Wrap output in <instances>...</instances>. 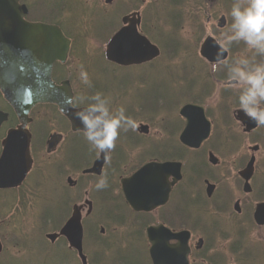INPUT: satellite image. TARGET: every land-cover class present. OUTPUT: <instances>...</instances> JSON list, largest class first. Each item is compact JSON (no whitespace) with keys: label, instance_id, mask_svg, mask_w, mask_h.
I'll list each match as a JSON object with an SVG mask.
<instances>
[{"label":"flooded vegetation","instance_id":"flooded-vegetation-1","mask_svg":"<svg viewBox=\"0 0 264 264\" xmlns=\"http://www.w3.org/2000/svg\"><path fill=\"white\" fill-rule=\"evenodd\" d=\"M141 1L144 4L143 6L146 5V11H141L140 29L143 34L148 36L150 1ZM63 2L64 9L70 8L71 12L74 11L73 0H64ZM90 7L99 8L101 6L96 4ZM108 7L106 6L105 10H108ZM180 16L189 17L190 15L180 14ZM215 17L211 14L208 16L207 21L215 19ZM220 17L216 19L218 20ZM59 22L55 24L60 26L71 40V48L65 62L57 61L54 64V80L57 84H62L66 80L70 81L74 91L73 106L75 108H86L93 102L92 100H80L81 94H85L90 89L91 97L97 93L102 94V97L108 99L110 110L115 112L119 109V106L112 86L109 84L99 86L97 82L94 84V74L92 72L98 70L95 67L96 58L93 55L100 54L102 59L105 57L103 61L111 69L120 67L109 61L105 53L101 51H95L94 54L90 53L84 45L86 37H78L81 39L77 40L73 36L72 28L68 30V33L65 30L66 23ZM83 49L87 51V54H90L88 58L83 57ZM185 55L179 73L174 69L168 70L162 52L159 57L153 60L125 68L137 71V73L131 74L126 82L128 86L145 87L148 103L140 102L124 108L125 115L131 117L138 127L135 130L131 128L127 131L120 130L115 141V147L109 150L108 158L104 162L100 173L90 172L89 169L94 167L105 150L100 151L91 145L85 137L84 130H74L70 120L62 115L56 105H53L54 108L50 107L48 103L35 105L29 112V122L26 126L30 136L32 168L20 186L0 189V192L7 194L5 199H8V197L14 199L17 195L13 192L27 189V184H30V189L36 187L38 190L39 188L40 198L43 196L41 199H56L55 193L60 194L63 192L66 194L64 199H80L79 202L73 204L72 208L66 206V209L71 211L67 220L71 217L74 206H81L83 227L89 231L90 235L103 238V235L107 233V228L101 220L104 216L111 219L114 226L115 223L117 224L116 232L127 231L129 228L135 229L137 233H128V235L142 239V248L139 250L141 254H134L132 259L126 260L122 257L123 254L118 253L110 261V264H153L150 256L151 244L147 233L150 227L157 228L159 226L167 228L172 233L190 232L189 264H197V261L200 264H221L213 260L212 252L223 242L233 243L231 244L233 250L238 246L234 242L249 240L251 246L259 244L263 249L264 223L256 220L255 212L259 204H264V195H262L264 185L257 183L258 176L264 174V163L259 159V153L263 149V143L259 139L264 138V125L257 123L251 131H245L244 125L234 116L233 112L235 120L233 125L237 131L231 132L232 125L229 127V122H226L228 131L219 132L214 139L215 121L213 117L211 118L208 115L212 122V131L202 145L195 148L182 142L181 135L186 128L187 119L181 114V109L188 104L199 105L198 102L204 101V99L198 97L196 85L198 77L194 74L197 63L190 62L194 57L199 61L200 56L198 54L190 55L188 52ZM162 59L165 62L164 65L161 62ZM211 65L212 67L217 66L216 64ZM159 67L164 69V74H155ZM122 68L124 69V67ZM72 69H76L77 72L82 70L87 73L90 72V75L93 76V79L90 77L87 84L82 79L79 81L81 94L77 91L76 83L72 79ZM172 71H175V73ZM98 72L105 74L108 73V69L101 68ZM166 81H170L173 86L181 85L178 88L176 87L180 97L183 98L177 106L180 124L177 132L167 121L169 116H167L166 111L168 102L165 96L167 92ZM89 84L90 86H88ZM204 96L209 97L210 95L205 94ZM158 109H161V112H158ZM147 110H149L148 114ZM0 111L8 114L7 120L0 124V156H2L6 149L5 142L9 132L20 128L22 124L19 116L5 99L1 90ZM50 115L53 117L51 122L55 125V128L52 127L51 129L52 131H50ZM234 122L231 121V123ZM144 126L148 127L147 131L143 129ZM55 133L61 134V141L55 143L52 152H50V137ZM246 138L255 139L253 145L246 147ZM254 145L258 146L256 152L252 150ZM246 150L248 151L247 154ZM211 154L216 156L217 163L211 162ZM52 157L54 158L52 159ZM253 157L255 158L254 172L248 180L242 172ZM151 162L158 164L166 162L179 163L181 177L177 178L176 166L170 172L164 171L161 178L165 179V183L170 184L167 201L151 210H136L127 200L128 197L123 189V180L133 177L142 167ZM56 165H58V169ZM50 166L57 170L58 183L57 188L52 191L53 195L44 197L41 187L50 185ZM232 172L238 186L235 195L234 192L229 191L227 186H223V182L229 180ZM33 175H36V180L38 179L37 185L31 184ZM104 177L108 180V186L98 190L95 186ZM247 182L252 187L251 191L245 190ZM212 185L215 189L210 196L208 188H212ZM255 190L257 191V198L250 199ZM99 199L104 200L100 206L98 205ZM98 210H100L101 216L96 218ZM95 229L97 234H94ZM59 231L51 233H58ZM254 235L256 238L253 237ZM45 238L48 239L47 234ZM0 240L3 243L1 257L6 253V245L1 236ZM59 241L63 242L61 249H50V252L53 253L59 250V255L54 254L46 264H84L80 252L70 246L65 236L58 235L54 241L50 240V244L53 246ZM251 241H254V244ZM171 243L176 244L178 240L172 239ZM101 247L94 251L87 249L85 230L83 252L87 257L88 264H105L111 259L110 257L104 259ZM245 248L250 256L252 247L245 246ZM100 249L101 251H99ZM61 250L65 251L66 254L60 253ZM111 251L115 253L117 249L114 247ZM127 251L132 250L128 249ZM239 255L241 258L240 249ZM5 257L12 256L7 255ZM240 258L237 257V260L239 261ZM227 264L233 263L228 262Z\"/></svg>","mask_w":264,"mask_h":264},{"label":"rangeland","instance_id":"rangeland-1","mask_svg":"<svg viewBox=\"0 0 264 264\" xmlns=\"http://www.w3.org/2000/svg\"><path fill=\"white\" fill-rule=\"evenodd\" d=\"M47 1L49 2L50 0ZM73 1L74 11L71 12L70 8L64 9L60 11V14H55V19L66 23L65 30L68 33V30L72 28V32L74 33L73 36L76 37L77 40L81 39L78 37H86L84 45L90 53L94 54L95 51L99 52L101 50L104 52L107 40L120 27L119 23L121 22V17L126 11L120 14L118 19H116L117 15L121 10H124L122 8L123 5L127 7V3L131 5L132 2L130 0H122V3H119L116 6L117 0H113L111 4H106L105 0ZM182 1L183 0H160L152 5L150 31L154 35L150 36L153 40L163 44L164 52L162 53L168 70L174 69L179 73L186 52L190 55L198 54L200 56L199 61L194 57L190 62L197 63L194 72L198 77L196 85L198 90L204 89V91H206L203 94L201 93L202 91H198V97L204 99V101H202L204 103H200L205 105L206 108H209L212 113L211 115L215 121V139L219 132L228 131V128H226V122H229V127L232 125V129H230L231 132L237 131L233 125L235 122L231 123L229 116L233 119V110L240 107L237 99L243 90V86L234 87L232 84H229L231 83L228 79L230 75L229 68L239 59H248L252 63H264V55L257 53L254 49H249L243 41H234L227 48L229 51V58L221 63V65L215 67L214 70L211 63L204 60L200 55L199 49L201 41H203L207 35H213L222 45H224L225 34H230V26L232 23L230 13L236 0H191L196 6V9L200 6H204L202 11L196 15L195 10H192L189 17L187 16L186 19L177 20L175 18V5ZM26 2L29 6L30 4H33L32 8H34V12L30 15L31 19L50 21L48 20L50 19V10L47 6L45 8V6L38 4L40 1L36 4L34 3V0H26ZM123 2L125 4H123ZM241 3L246 6V0H241ZM96 4L101 7H88L91 5L95 6ZM106 6H112L107 8L110 9L107 11L110 14V19L107 23L105 21L106 19L104 20V18H107L104 16L107 13L105 10ZM179 7L186 8L187 6L180 4ZM102 9L106 13L102 12ZM160 9L162 10V13L159 11ZM211 14L216 16L215 19L213 18L212 20L207 21V17ZM222 14L227 15V26L225 28H219L217 26L219 19L217 20L216 18L220 17ZM52 15H54V13H52ZM87 15L90 16V19L92 20L93 25L91 27L88 26L89 23L85 22V19L88 18L86 17ZM75 21H77V24L73 25V22ZM78 27H81V29H87V27H89L88 33H83V35L82 32H79L81 30ZM233 44H238V47L232 48ZM82 53L85 58H88L90 55L89 53L87 54L85 49L82 50ZM93 56L96 58L95 67L98 71L101 68L108 69V73L105 74L98 71L92 72V74H94V84L97 82V85L99 86L102 84L111 85L116 95V99L118 100L117 103L119 108H127L129 105H135L140 102L148 103L145 87L140 88L132 85L128 86V83L126 82V79L130 77L131 74L137 73V71L125 68L111 69L109 65L105 64L100 54ZM161 62L163 65L165 64L163 59ZM72 71V79L76 83L77 91L80 93L81 86L79 85V81L81 80V71L77 72L76 69H72ZM175 71L172 72L175 73ZM164 72V69L159 67L157 71H155V74L161 75L164 74ZM87 74L89 80L90 77L93 79L90 72ZM224 77L227 78L224 79ZM205 83L208 85L203 86ZM88 86H90V84ZM180 86L181 85L173 86L170 81H166L167 92L165 93V96L168 100L166 111L167 116H169L167 121L173 126L175 132H177L180 127L177 106L183 98L180 97V94L176 89V87L178 88ZM205 94H209L210 96L205 97ZM91 95L92 93L89 89L85 94H81L80 100H91ZM223 96H226V98L224 99ZM148 111L149 110H147V114ZM158 112H161V109H158ZM223 115L225 118H223ZM52 120L53 117L50 115V131H52V127L55 128V125L51 122ZM259 141L263 143V149L259 153V159L264 163V138L259 139ZM254 142L255 139L246 138V147L253 145ZM208 145L210 146V144ZM247 153L248 151L246 150V154ZM53 158L54 157H52V159ZM56 166L58 169V165ZM50 167V185L41 187L44 197H51L53 195V189L57 188V170L52 166ZM233 174L234 173L232 172V176L229 180L223 182V186H227L229 191L234 192L235 195L238 186ZM60 176L63 178L62 175ZM258 179L257 183L264 185V174L259 175ZM37 182L38 179L36 180V175H33L31 177V184L37 185ZM30 186V184H27V189L13 192L17 195L15 198L19 197L20 199H11V197L5 199L7 198V194L5 192H0V217L5 221L4 225L0 228V236L7 247V249L5 247V255L0 257V264H46L54 254L59 255V250L53 253L50 252V249H61L63 242L59 241L52 246L50 241L45 238V235L49 232L59 231L60 227L65 223L71 213L70 210L66 209V206L72 208L74 203L80 201V199H64L66 195L64 192L60 194L55 193L56 199H41L43 196L40 198L41 194L39 188L38 190L36 187L30 189ZM262 195H264V188L262 190ZM255 198H257L256 190L250 196V199ZM68 201L70 202L68 203ZM103 202V199H99L98 205L100 206ZM96 216V218L101 216L100 210L96 212ZM101 220L103 221L102 224L107 228V233L103 235V238L90 235L89 231L87 232V229L85 228L86 245L88 250L94 251L102 246V255L104 259L107 257L111 258L105 264H110V261L115 258L118 253L123 254L122 257L126 260L132 259L134 254H141L139 250L142 248V239L128 235V233H137L135 229L129 228L127 231L116 232V228L118 227L116 223L114 226V222L105 216L102 217ZM253 237L256 238L255 235ZM251 242L254 244V241ZM234 243H237L238 246L233 250L231 248V244L233 243H220V245L212 252L213 260L221 264H227L228 262L233 264L264 263V248L262 249L259 244L251 246L249 240ZM245 246L252 247V253L250 256V253L246 250ZM114 247L117 249V252L115 253L111 251ZM128 249H131L132 251H127ZM239 249L241 251V258L239 255ZM103 250L108 251L104 252ZM99 251H101V249ZM60 253L66 254L63 250H61ZM7 255H11L12 257H5ZM237 257L240 258L239 261L237 260ZM133 260L135 259L133 258ZM197 264H200V262L197 261Z\"/></svg>","mask_w":264,"mask_h":264},{"label":"water","instance_id":"water-1","mask_svg":"<svg viewBox=\"0 0 264 264\" xmlns=\"http://www.w3.org/2000/svg\"><path fill=\"white\" fill-rule=\"evenodd\" d=\"M28 14V6L20 0H0V90L17 112L22 124L20 128L9 132L5 142L6 149L0 159V189L20 186L32 168L30 136L26 125L29 122V112L36 104H57L62 113L70 119L74 130H84L77 113L85 108L73 107L74 93L70 82L65 81L57 85L53 80V66L57 61H66L71 41L58 25L29 21ZM123 21L125 25L108 43L107 59L122 66H129L159 56L158 46L139 32L140 17L133 14L125 16ZM225 24L226 18L223 16L219 26L223 27ZM222 47L214 37L209 36L201 46V54L210 62H220L226 60L229 55L227 50L220 55ZM181 114L187 119L186 128L181 135L182 142L199 148L211 133V122L206 116L205 108L188 104L181 109ZM235 116L246 126L247 131L257 125L243 110H237ZM6 119L7 115L0 114V124ZM143 129L147 131L148 127L144 126ZM60 140L61 135L51 137L50 152ZM254 149L257 150L258 146ZM108 155L109 150L106 149L89 171L100 173ZM210 160L213 163L218 162L214 154H211ZM254 162L253 157L242 172L248 180L253 175ZM175 166L177 178H180L179 163L151 162L133 177L124 179L123 189L128 202L136 210H151L164 204L169 195L170 184L165 183L161 176L164 171L170 172ZM214 189V185L208 188L210 196ZM245 190H252L248 182ZM255 218L264 223V204L257 206ZM58 235L65 236L70 246L80 252L83 263L88 264L83 252L81 206H74L73 215L61 231L58 234L51 233L48 237L54 241ZM147 236L151 244L150 256L153 264H189V231L172 233L162 226L150 227ZM172 239H177L178 243L172 244ZM2 250L0 241V252Z\"/></svg>","mask_w":264,"mask_h":264},{"label":"clouds","instance_id":"clouds-1","mask_svg":"<svg viewBox=\"0 0 264 264\" xmlns=\"http://www.w3.org/2000/svg\"><path fill=\"white\" fill-rule=\"evenodd\" d=\"M230 15V34H225L220 55L234 41H243L249 49L264 55V0H246V6L241 0H236ZM229 73L228 79L232 86H243L239 103L245 115L264 125V63L239 59L229 68ZM80 76L85 84L89 83L87 72L82 70ZM91 100L93 102L87 108L77 113V118L84 125L86 139L100 151L115 147L121 129L127 131L138 127L131 117L125 115L123 107L111 111L108 99L102 94H95ZM107 186L108 180L104 177L95 187L99 190Z\"/></svg>","mask_w":264,"mask_h":264},{"label":"trees","instance_id":"trees-1","mask_svg":"<svg viewBox=\"0 0 264 264\" xmlns=\"http://www.w3.org/2000/svg\"><path fill=\"white\" fill-rule=\"evenodd\" d=\"M23 2H26V0H22ZM38 4L42 5V6H46L49 8V12H50V15H49V18L48 20H50L49 22H55V23H60L58 20L55 19L54 16H56L55 14H60V11L64 10V0H50L49 2L47 0H34V3L36 4L37 2H39ZM27 3V2H26ZM180 4H184L186 5L187 7L186 8H176L175 9V13H180V12H188L189 14L192 12V2L191 0H183ZM32 5L33 4H30L29 7H31V15L33 14L34 12V8H32ZM52 13H54V15H52ZM31 17V16H30ZM54 17V18H53ZM31 20H35V19H31ZM46 21V20H45ZM48 22V21H47ZM227 77H224V79H226ZM223 98L225 99L226 96H223ZM59 225V224H58ZM98 230V228H97ZM97 230L95 229L94 230V234H97Z\"/></svg>","mask_w":264,"mask_h":264}]
</instances>
